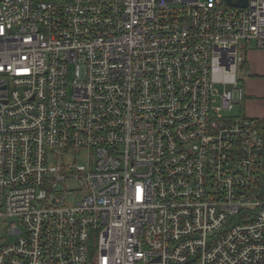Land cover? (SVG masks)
<instances>
[{
	"label": "built area",
	"instance_id": "1",
	"mask_svg": "<svg viewBox=\"0 0 264 264\" xmlns=\"http://www.w3.org/2000/svg\"><path fill=\"white\" fill-rule=\"evenodd\" d=\"M241 42L264 0H0V264H264Z\"/></svg>",
	"mask_w": 264,
	"mask_h": 264
},
{
	"label": "rangeland",
	"instance_id": "2",
	"mask_svg": "<svg viewBox=\"0 0 264 264\" xmlns=\"http://www.w3.org/2000/svg\"><path fill=\"white\" fill-rule=\"evenodd\" d=\"M239 57L241 59L238 69L239 86L245 95V100L237 106L232 117L240 116L241 114L251 117H264V49H257L254 42L239 44ZM261 80V84L256 85L255 79L251 75L252 72ZM261 77V78H260ZM255 78V77H254ZM258 86V87H257ZM91 159V158H90ZM79 165L86 166L90 160L86 158H77ZM74 184V182H71ZM76 186V185H75ZM3 229L0 230V233Z\"/></svg>",
	"mask_w": 264,
	"mask_h": 264
},
{
	"label": "water",
	"instance_id": "3",
	"mask_svg": "<svg viewBox=\"0 0 264 264\" xmlns=\"http://www.w3.org/2000/svg\"><path fill=\"white\" fill-rule=\"evenodd\" d=\"M228 5L234 6L236 8L245 9L248 6V0H224Z\"/></svg>",
	"mask_w": 264,
	"mask_h": 264
},
{
	"label": "crops",
	"instance_id": "4",
	"mask_svg": "<svg viewBox=\"0 0 264 264\" xmlns=\"http://www.w3.org/2000/svg\"><path fill=\"white\" fill-rule=\"evenodd\" d=\"M263 72H264V71H263ZM255 73H256V72L253 71L251 75L253 76V79H255L254 81H255L256 85H258V83L261 84V80H260V79H257V78H258V75H260L261 73L258 74L257 76L255 75ZM262 74L264 75V73H262ZM262 74H261V75H262ZM254 77H255V78H254ZM260 78H261V77H260ZM257 87H258V86H257ZM259 118H264V117H259Z\"/></svg>",
	"mask_w": 264,
	"mask_h": 264
}]
</instances>
